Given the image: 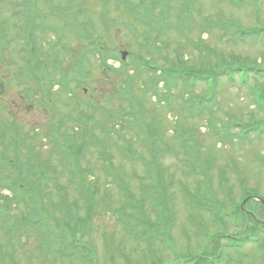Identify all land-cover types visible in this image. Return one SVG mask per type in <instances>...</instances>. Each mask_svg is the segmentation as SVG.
<instances>
[{"label":"rangeland","instance_id":"374dc122","mask_svg":"<svg viewBox=\"0 0 264 264\" xmlns=\"http://www.w3.org/2000/svg\"><path fill=\"white\" fill-rule=\"evenodd\" d=\"M46 1H35V9L41 13L40 22L58 26L52 11H45ZM139 1L108 0L106 7L96 0H72L69 10L78 11L74 16L80 22L93 21L90 42L95 44L94 38L100 40L101 37L109 47L136 55H128L124 62L129 66L133 60L140 72L139 77L131 81L134 95L141 102L147 126L158 127L159 136L172 148L171 154L157 161L158 178L154 179L147 167L151 147L144 134L136 132L137 128L131 127L129 132L109 140L104 138L105 133L97 131L98 139L88 135L84 137L86 143H81L73 140V137L83 136L73 124L79 120L78 113L61 107V101L56 102V108L51 111L48 107L40 108L38 85L34 82L26 85L21 79L29 55L22 40L13 36L16 28L26 22L25 0H0L1 41L4 43L0 49V157L15 162L23 169L24 176L42 170V176L37 174L39 188L44 191L40 204L45 209L46 222L66 221L71 225L75 218L85 220L87 213L90 214L81 243L93 253L94 264H189L190 261H184L195 256L193 254L212 259V253L203 251L210 234L222 243L216 254H221L223 260L216 264H264V228L253 224L252 229L244 232V224H235L232 215L239 210L245 196L264 200V74L255 78L248 73L245 78L236 73L231 74L232 83L220 80L212 106H207L210 101L206 100L210 97L207 82L202 80L198 86L186 90L168 76L164 81L168 86H162L169 92L167 103L153 97L165 93L160 90L161 83L156 85L158 90L151 89L150 84L145 85L150 73L141 59L137 62L142 57L152 61L155 67L166 65L169 68L171 65L177 67L175 59L179 58L200 70L225 60L228 65L233 63L230 69L252 66L264 71V0H191V22L180 20L185 0H169L167 29L160 39L151 36L153 34L145 39L125 34L129 26L123 25L135 24L139 17ZM66 4L67 0H51L50 7ZM104 8L107 19L101 22L108 23L107 32L103 25H98V15ZM131 14L135 15L133 21ZM40 22L34 21L33 49L38 59L48 63L52 73L49 79L58 82L62 72L71 65L69 53L67 49L53 47L55 38L51 30H41ZM205 26L211 31L203 32ZM136 28L142 33L145 31L142 27ZM252 30L255 33L248 35ZM64 41L74 48L70 50L80 46L74 32H66ZM52 53L61 65L58 69H52ZM87 65V72L93 75V89L89 95L94 100L99 99V91L112 96L110 88L114 83L121 88L122 76L109 73L103 78L96 66ZM117 67L118 64H114V68ZM154 73L163 75L162 72ZM30 87L37 90L33 100L27 96ZM77 99L81 103L87 100L81 95ZM256 99L259 102H255ZM194 101L208 110L198 113L200 116L193 113L190 109ZM66 114L70 118L59 125ZM94 115L101 118L97 113ZM180 127L190 135L188 143L175 136V130ZM53 128H58L57 139L51 143L47 137H55ZM16 144L19 146L13 150ZM80 145L86 149L78 162L77 173L67 169L64 160L62 163L61 150ZM193 146L199 154L196 158L201 166L200 175L190 174L184 164L186 158L193 156L190 152L194 151L189 150ZM208 165L213 167L207 177L208 184L200 187L206 181ZM221 174L225 176L222 179ZM11 176L8 168H0V211L3 213L0 217V264H88L68 259L65 252L55 253L53 240L33 234L28 217L37 206L15 198L20 188L16 184L11 186ZM197 197L201 204H192L190 201H200ZM32 201L40 202V198ZM213 206L220 211L216 213L215 207L214 214ZM252 209L264 223V207L256 205ZM221 211V217L216 218ZM245 211L251 212L248 208ZM114 213L117 216H111ZM67 215H73L72 219L67 220ZM143 225L148 227L141 230ZM224 233L232 237L233 242L261 233L258 240L262 249L258 245H244L243 249L234 250L228 246L231 240L224 237ZM192 264L215 263L198 258Z\"/></svg>","mask_w":264,"mask_h":264},{"label":"trees","instance_id":"16d2710c","mask_svg":"<svg viewBox=\"0 0 264 264\" xmlns=\"http://www.w3.org/2000/svg\"><path fill=\"white\" fill-rule=\"evenodd\" d=\"M36 0H27L25 4V15L27 16L26 22L23 25H20L16 28L14 32V37L16 39L22 40L24 44V50L29 55L28 59H25V66L24 69H22V76L21 79L26 85H30L32 82L36 83L38 85L39 91L41 93L40 101L38 102V105L40 108L48 107L49 110H53L56 108V104L58 101H61V107L64 109H72L74 110V114H77V117L79 118L78 122L73 123L76 130L79 132V134H82V137H73L75 141H80L81 143H86L84 137L91 135L93 139L99 138V135L97 134V131H101L105 133L104 138L110 139L112 137L115 138L119 136L121 133L129 132L131 127L137 128L136 132L138 134H144V139L147 140V143L149 147H151V158L148 162L149 171L154 179H157L158 177L155 175V171H157V161L161 159V157L165 154H171L172 148L170 146H167L165 140L161 138V132H159V128H154L153 126H147L145 123L146 117L145 112L141 109V102L139 99H137L134 95L133 88L131 81L135 80L139 77V70L134 66V61L129 62V66L126 65V63L122 62L120 59L119 53L121 52V49L115 48V47H109L107 44L104 43V40L100 37V40L97 38H94L96 40V43L93 44L90 42L91 38V31L93 29L94 23L92 20L87 19L82 22L78 21L77 15L78 11L70 12L69 8L72 7L71 3L72 0L68 1L65 6H56L52 8V17L55 18V22L57 21L58 26L56 25H48L46 24V21L40 22V15L41 13L35 9ZM38 1V0H37ZM103 6H108V0H96ZM34 2V3H33ZM140 5H137L139 17H136V20L134 18V14H131L132 21L134 18L135 24L130 25H123V26H129L128 29H126L125 34H138L141 38L147 37V35L155 36L156 38L160 39V36L164 33L167 24V18L169 14V10L171 6L169 5V0H140ZM193 6L191 0H185L182 4V7H184V10L189 9V7ZM144 9V10H143ZM84 11V9H82ZM142 10V11H140ZM85 12H87L85 10ZM43 14V13H42ZM38 20L40 22L39 28L42 29H48L51 30V33L54 35L56 40L54 39L53 47H57L59 49H67L68 50V60L69 63H71L70 66L66 70H64L61 74V81L53 82L52 79H49V75L52 74L49 71V67L47 66V62L44 63L41 61V59H38L37 52L32 49L34 47L35 37H34V28H35V20ZM107 19L106 10L99 13L98 25H103L104 31H108V23H102V20ZM137 22V23H136ZM126 23V22H125ZM56 24V23H55ZM137 24V25H136ZM137 26L143 27L142 29H145L144 33L140 32ZM2 27L0 26V29ZM209 28V27H208ZM150 29L153 31L150 33ZM73 30V31H72ZM211 31V29L209 28ZM209 30H206V32H209ZM66 32L70 34V32H74L79 39L80 46H76L78 48L77 50H70L72 47L65 44V35ZM116 32L119 35L120 34V28H116ZM149 32V33H148ZM3 40V36L1 34L0 30V49L4 46V43L1 41ZM148 39V38H146ZM149 39H152V37H149ZM143 45V43H141ZM52 47V48H53ZM74 49V48H72ZM52 56L50 58L51 61H53L52 69H58L61 65H58L57 60L54 57V53H52ZM130 57H136V55H129ZM177 56H179V52L177 51ZM180 57V56H179ZM75 58V63L73 62ZM182 58V57H181ZM140 59L143 61L144 68L147 72L150 73V78L147 82H145V85L150 84V88L153 90H158V87L156 86L159 81H163V85L168 86L167 82H164L166 80V77L171 76L174 79H176L179 84V86H182L184 89L188 90V88H193L195 85L198 86L199 82H207L208 92L210 95L215 92L216 85L220 80H225L229 82L228 75H231V70L228 68V64H226L225 60L219 61L216 63V65L212 66L211 68H202L197 69L195 67L188 66L187 62L181 60V59H175V63L177 67L170 66L169 68L165 65L162 66V70L159 67L163 75L156 76L154 72L150 71L151 69L154 70V63L152 61H146L144 58L137 59V62H140ZM84 60V61H83ZM109 61H112L113 63H118L119 67L114 68L110 64H108ZM87 64H90V66H96L99 69V74L104 78L105 76H108L109 73L113 76H122V86L121 88H118V85L114 83V87L111 90L112 96L105 95V92L99 91V99L94 100L95 98L92 95H89L92 91L93 87L92 85V74L91 72H87L86 67ZM152 64V65H150ZM66 65V64H65ZM149 69L147 70L146 67ZM225 67V68H223ZM158 68V67H157ZM172 68V69H171ZM172 71H171V70ZM225 69V70H224ZM151 72L153 74H151ZM127 76V77H126ZM90 86V87H89ZM187 86V88H186ZM162 91L166 90L165 87L160 89ZM81 91V92H80ZM94 91V90H93ZM165 93L162 95H159L157 97L158 101H166L169 103V92L164 91ZM80 93V94H79ZM149 93V92H145ZM144 93V94H145ZM37 90L32 89L31 87L28 89L27 96L30 98V100H33L34 96H36ZM153 94V93H151ZM155 94V93H154ZM85 97L87 100L85 103H81L77 97ZM215 95V94H214ZM114 96V97H113ZM27 97V98H28ZM113 97V98H111ZM28 98V99H29ZM210 97H207L206 100H210L207 103V106H212L214 103L213 99H209ZM213 100V102H212ZM96 101V102H95ZM200 101V100H199ZM198 101V102H199ZM57 102V103H56ZM197 101H194L193 106L190 110H192L193 113H197L198 116H200L198 113L206 112L208 108H202L199 107V103ZM202 102V101H201ZM118 109H117V108ZM181 109V108H180ZM97 113L100 115L101 118H98V116H95L94 114ZM70 118L69 114H66L63 116L62 120L59 125H62L64 123L65 119ZM209 124V123H207ZM175 130V136L177 138L181 137L185 140V143H188L191 138L189 134H186L184 130L181 129ZM208 128V127H207ZM53 133L55 137H47L48 142L54 143V140L57 139V131L58 128H53ZM100 134V133H99ZM241 136V135H240ZM97 138V139H98ZM158 138H161L160 140ZM190 138V139H189ZM187 145V144H186ZM19 144H16L12 147L13 150H15ZM84 149H86V146H78L76 148H73L72 146H66L61 150V159L62 163L63 160L66 162L67 169L73 170L77 173L78 171V162L80 158L84 154ZM192 153V157L189 156L188 159L186 158L184 164L187 166V171H189L192 175H200L198 170H200L201 166L199 165V160L196 157H199V154H197L196 146H193V148L189 149ZM188 150V151H189ZM104 157V156H102ZM209 157V155H208ZM131 158L136 159L137 157L132 156ZM213 158V157H209ZM8 168L12 172V176L9 178L10 184L15 185L20 188L19 194L15 196L19 199H22L24 204L27 205H36L37 207L34 208L33 215L28 217V222H30V225L32 228H34L33 234L35 235H41L42 237H45L46 239L49 238V240H53L54 242V249L55 253L60 255V252H65L68 257V259L77 260L82 263L87 262L88 264H94L95 261L93 259L94 255L92 252L89 253V250L81 243L82 237L85 235V230L88 228V225L86 226L88 221L90 220V214L87 213L86 219H80L76 220V218L70 222L71 225H68V223L62 222V223H56V222H46L47 216L45 215V209L41 207V199L43 197V192L39 188V177L38 174L42 176V170L36 171V173L30 172L28 176H24L25 173L22 172L23 169H21L15 162L8 161L3 156L0 157V168L1 170L3 167ZM209 170L206 172V181H203V184H200V187H204L208 184L207 177L210 175V170L213 169V167L209 165L207 167ZM38 173V174H37ZM221 178H224V174H221ZM42 182V181H41ZM205 184V185H204ZM13 188V187H11ZM28 192V193H27ZM27 193V194H24ZM188 195V193H186ZM185 195V194H184ZM40 198V202H33V199ZM190 199H193L190 197ZM197 200H200L197 197ZM192 204H198L200 201H190ZM219 205V204H218ZM248 205V207H247ZM245 208H248L251 210V216L259 220L257 214H255V210L252 209L254 206H258L260 208H263L258 203L249 202L247 203ZM255 209V208H254ZM61 210V208H60ZM72 213V212H71ZM73 214V213H72ZM105 214V216H110L109 213H102ZM162 214H164V208L162 209ZM230 215V214H228ZM233 221L235 223L242 222L245 226L244 232L247 230L252 229L251 225L247 224L248 221L257 224L256 220H252V217L245 216V214H242V212L239 210H235L233 213ZM73 215H67L66 219L71 220ZM111 216H117L115 213L111 214ZM160 216V215H159ZM0 217H3V213L0 211ZM43 228V230H42ZM147 232H145L146 234ZM244 235V234H243ZM224 237L231 239L232 237L228 236V234H223ZM243 243L246 239L249 238H243ZM230 248H238L242 246L241 244L229 242L228 245ZM216 249H211L212 257L213 259L216 258ZM218 255V254H217ZM87 258H86V257ZM197 258H203L202 256H197ZM200 260V259H199ZM204 261H207V258H203ZM162 264V263H161Z\"/></svg>","mask_w":264,"mask_h":264},{"label":"bare ground","instance_id":"6f19581e","mask_svg":"<svg viewBox=\"0 0 264 264\" xmlns=\"http://www.w3.org/2000/svg\"><path fill=\"white\" fill-rule=\"evenodd\" d=\"M214 94H215V92L214 93H212L211 95L210 94H208V96H210V98L212 99L213 98V96H214ZM209 98V99H210ZM155 175L158 177V175H159V169L157 168V171H155ZM221 178V177H220ZM222 179V178H221ZM185 192V191H184ZM253 199H256V200H258V199H261V198H257V197H252ZM130 218V217H129ZM127 220H128V218H126ZM148 227V225H143V228L141 229V230H144L145 228H147ZM242 246H240V247H238V248H235L234 250H241V249H243V247H244V245H258V246H260L261 247V249H262V245L259 243V241H258V237H254V238H249V239H246L245 241H244V243H243V240L241 241V243H240ZM222 245V243L218 240V239H215V238H213L212 236H208V240H207V244L206 245H204L203 247H205L204 249H206V248H210V249H217V248H219L220 246ZM222 260H223V256L221 255V256H218V255H216V258L213 260L214 261V263L216 264L217 262L218 263H220V262H222Z\"/></svg>","mask_w":264,"mask_h":264},{"label":"water","instance_id":"95a60500","mask_svg":"<svg viewBox=\"0 0 264 264\" xmlns=\"http://www.w3.org/2000/svg\"><path fill=\"white\" fill-rule=\"evenodd\" d=\"M124 56V55H123ZM124 58V57H123ZM261 203L264 205V203L261 201Z\"/></svg>","mask_w":264,"mask_h":264}]
</instances>
